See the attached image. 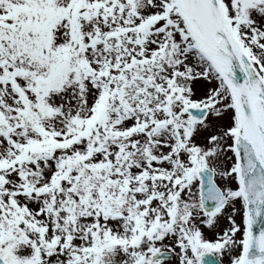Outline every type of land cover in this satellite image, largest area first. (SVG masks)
Masks as SVG:
<instances>
[{
    "label": "snow or ice",
    "instance_id": "6c2138e0",
    "mask_svg": "<svg viewBox=\"0 0 264 264\" xmlns=\"http://www.w3.org/2000/svg\"><path fill=\"white\" fill-rule=\"evenodd\" d=\"M0 264H264V0H0Z\"/></svg>",
    "mask_w": 264,
    "mask_h": 264
}]
</instances>
